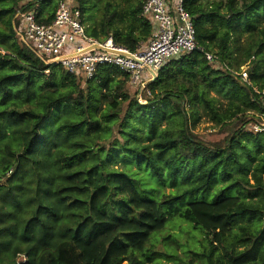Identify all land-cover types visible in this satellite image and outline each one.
Listing matches in <instances>:
<instances>
[{
	"label": "trees",
	"instance_id": "trees-1",
	"mask_svg": "<svg viewBox=\"0 0 264 264\" xmlns=\"http://www.w3.org/2000/svg\"><path fill=\"white\" fill-rule=\"evenodd\" d=\"M23 2L0 6V264H146L175 218L211 235L207 264H264V131L242 127L209 146L190 129L198 107L217 123L247 110L264 115L253 88L264 89V0H184L200 49L166 62L144 102L116 66L84 81L37 57L16 33ZM97 2L104 12L92 16ZM37 3L51 21L56 0ZM75 3L96 38L135 50L155 30L144 0ZM245 32V59L257 57L247 70L252 84L224 66L246 62L231 53ZM215 46L212 63L204 51ZM205 205H227L220 217L228 228L215 233L204 223Z\"/></svg>",
	"mask_w": 264,
	"mask_h": 264
},
{
	"label": "built area",
	"instance_id": "built-area-1",
	"mask_svg": "<svg viewBox=\"0 0 264 264\" xmlns=\"http://www.w3.org/2000/svg\"><path fill=\"white\" fill-rule=\"evenodd\" d=\"M33 2L36 4L28 7ZM56 3L53 19L44 22L42 17L47 13L40 15L37 0H24L15 14L17 20L20 18L15 24L16 33L37 57L48 64L61 65L84 80L94 77L99 66L112 65L128 75L133 87L143 91L171 58L200 49L184 0H144L142 14L153 21L155 30L135 50L117 43L111 35L96 38L88 34L75 0H56ZM204 54L212 63L219 60L213 52L204 51ZM224 66L240 80L252 84L243 66L239 69L225 63ZM253 88L264 96V89ZM139 100L144 101L141 96ZM261 117L262 122L254 125L256 131H264V115Z\"/></svg>",
	"mask_w": 264,
	"mask_h": 264
},
{
	"label": "rangeland",
	"instance_id": "rangeland-1",
	"mask_svg": "<svg viewBox=\"0 0 264 264\" xmlns=\"http://www.w3.org/2000/svg\"><path fill=\"white\" fill-rule=\"evenodd\" d=\"M211 2H219L222 1L223 6L227 2V0H210ZM11 0H0V6L3 4L10 3ZM104 3L99 2L96 3V5L93 6L90 13L92 16L98 15L101 16V14L104 12ZM99 7V9H97ZM224 8V7H223ZM20 20V18L17 20V22ZM88 21V20H87ZM264 22V19H262ZM88 23L91 24V21H88ZM248 32H245L238 41L231 42L232 49L231 53L233 56H237L238 58L245 59L246 52L244 51V47L247 45L249 35ZM219 48L217 46L213 47L212 52L215 54L216 51H218ZM0 51L6 52L3 48L0 47ZM216 55L220 58L219 54L216 53ZM257 59V57H251L248 59H245L246 62L241 64L240 66L237 65L236 60H232V67L239 69L240 67H244V69L248 70L249 67H252L254 62L252 60ZM125 79V76L116 73V81L117 82H123ZM85 81V80H84ZM115 81V82H116ZM116 82V83H117ZM116 83H114V87L116 86ZM126 84V83H125ZM85 84L83 83V86ZM125 88V86H124ZM129 91L131 95L135 94L136 88L131 87L129 85ZM137 92L138 97L141 96L142 100H144L143 93L144 91ZM212 95H216L221 99L220 103H227V99L222 97L221 95H218L217 93H212ZM144 102V101H143ZM198 119L192 120L190 122V129L191 131L205 144L209 146H220L224 145L228 142V138L232 135L233 132L240 128H248L249 130L255 131L254 125L257 123L262 122V118L259 116L260 113L258 111L253 110H247L243 113H239L237 116H235L231 120H226L224 123H217L216 121L212 120L209 114L202 108L198 107ZM116 167H120V164H118ZM132 169L138 172L139 174H142L138 167L133 164ZM249 177H251V174H249ZM251 182L253 183L254 180L252 179ZM163 190L166 193H170L174 190L172 187H164ZM236 198V197H235ZM236 200V199H235ZM232 199V201H235ZM227 205H221V206H213V205H205L199 210V214L209 227L216 226L215 233H218L222 228H228L226 224H224V220L222 217H220V214L225 210ZM216 217H220L219 220H216ZM264 221V219H263ZM173 237L177 238L176 242H172L171 240H164V236L169 234ZM211 237V235H207L205 232L198 228H194L190 223H187L183 220L175 218L174 220H171L166 229L158 234L159 240L156 243V250L158 253H156L154 259L151 262H148L146 264H207V261L204 257H202V251L203 246L206 245L208 248L210 246L208 237ZM221 248V246H218ZM25 258V254H19L17 257V260H22Z\"/></svg>",
	"mask_w": 264,
	"mask_h": 264
}]
</instances>
